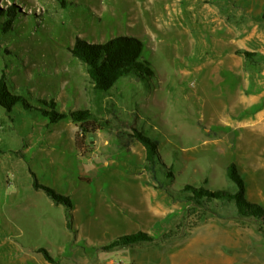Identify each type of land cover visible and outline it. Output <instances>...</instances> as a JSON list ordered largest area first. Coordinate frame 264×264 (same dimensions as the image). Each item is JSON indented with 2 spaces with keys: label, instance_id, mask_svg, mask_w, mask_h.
<instances>
[{
  "label": "rangeland",
  "instance_id": "1",
  "mask_svg": "<svg viewBox=\"0 0 264 264\" xmlns=\"http://www.w3.org/2000/svg\"><path fill=\"white\" fill-rule=\"evenodd\" d=\"M12 6L20 15L11 31L0 28V76L22 94L53 98L61 112L89 109L110 127L83 145L70 118L53 124L21 104L10 112L0 106V264H90L94 253L106 264L100 246L140 230L158 238L157 245L144 249L149 252L144 264H213V235H182L204 214L229 223L237 218L235 205L203 211L182 198V188L234 190L227 177L233 161L246 183L255 185L252 197L264 206V174L256 171L252 156L253 149L261 155L264 147V130L256 126L264 105L255 112L246 109L244 93L251 90L235 71L247 68L237 54L245 55L234 51L228 27L218 28L213 19L220 8L247 9L264 25V0H0L1 8ZM119 34L144 42L154 76H124L109 91L97 92L70 48L77 37L102 42ZM248 62L249 68L264 63L259 56ZM134 128L159 140L157 167L173 174L158 173L176 196L166 192L165 206L175 205L173 229L172 216L157 219L137 201L139 190L132 184L136 177L151 176L143 169L144 146L129 141ZM32 172L72 197L77 234L66 226L64 207L34 189ZM115 195L142 211H123ZM237 219L264 232L259 220ZM41 247L55 263L38 252ZM133 250L108 251L107 264L129 263ZM262 251L259 264H264Z\"/></svg>",
  "mask_w": 264,
  "mask_h": 264
},
{
  "label": "trees",
  "instance_id": "2",
  "mask_svg": "<svg viewBox=\"0 0 264 264\" xmlns=\"http://www.w3.org/2000/svg\"><path fill=\"white\" fill-rule=\"evenodd\" d=\"M18 15H20V12L15 6L8 8L0 7V28L2 31H11ZM144 50V42L137 36L129 34H119L102 42H90L88 39L77 37L70 48L72 55L85 67L93 83L94 90L97 92L109 91L124 76L134 75L140 79L153 78L154 70L151 63L145 59ZM239 52L243 53L248 60H253L259 56L264 61V54L262 53L249 50H239ZM21 91L4 75L0 76L1 107L10 112L16 105L21 104L26 111L39 112L53 124L70 118L78 125L77 138L79 137V141L83 145L86 144L87 140L91 139V136L95 132L102 129L107 130L110 127L109 120L102 119L89 109L61 112L58 109L57 102L53 98L48 99L39 95L34 96L31 93L25 95ZM121 135L124 134L121 133ZM128 135L130 137L129 141H137L145 148L146 163L143 169L151 176L146 181L153 184L157 189L163 190L176 198L174 192H172L174 190H171L158 176L159 172L165 177L173 175L170 170L164 171L157 167V164L160 162L159 140L137 128H134L133 132ZM129 145L127 141L125 144L126 148H129ZM32 175L34 189L42 190L53 203L64 207L66 226L71 232L77 234L78 229L75 227L76 221L73 214L75 204L72 197L41 183L35 172H32ZM227 177L233 183L234 190L210 189L205 186L186 184L181 190V196L195 208L214 213H217L214 209L217 208V205L232 203L235 205V216L237 218L256 219L264 225V206L246 197V181L241 175L237 164L233 161L227 166ZM157 241V236L140 230L134 233L119 235L110 242L102 244L99 249L112 251L120 248L156 243ZM38 252L42 253L46 261L55 263V259L45 247L39 248Z\"/></svg>",
  "mask_w": 264,
  "mask_h": 264
},
{
  "label": "crops",
  "instance_id": "3",
  "mask_svg": "<svg viewBox=\"0 0 264 264\" xmlns=\"http://www.w3.org/2000/svg\"><path fill=\"white\" fill-rule=\"evenodd\" d=\"M173 13L174 12L170 14L171 18L173 17ZM255 17L256 15L253 13V11L247 9L239 11L238 9L232 8H220L213 20L217 23V27H220L222 30L228 27L230 44L233 46L235 52L238 50H249L264 54V25L256 21L257 19ZM136 23V25L139 26L140 23ZM237 55L241 60L246 62L247 68H239L235 71L237 72L238 76H245L246 79L241 85H244L246 90H251L248 93L246 91L244 93L246 94L244 102L247 103L245 107L246 109L255 112L258 109H261V107L264 105V63L258 65L260 66L258 68H249V66H251L253 63L248 62V60L242 54ZM259 101L263 104L256 108ZM259 118L260 122L256 126H260V128L264 130V111L259 113ZM253 150L254 154L252 156L256 171H261V173L264 174V147L261 149V155L258 153L257 149ZM258 157L262 159L260 160ZM136 178L138 180H135L134 184L132 185H135V188L139 190L138 195L140 198L137 201L142 202L145 205V210L150 212L157 219H165L172 216L171 227L173 229L175 224V211L173 209L175 208V205L173 206V209L165 206L166 202L168 201V194L163 190L157 189L153 184L147 182L146 180L139 179L138 177ZM254 187V184L251 183L250 185V183H246V197L249 193L250 197L247 198L252 201H255V199L252 197V195H255L253 189ZM113 199L123 208V211L127 210L128 213H131L132 215H137L140 213V211H142L139 205L129 203L128 199H119L117 195H115ZM172 204H174L173 201ZM124 220L127 221V219ZM224 220H222L220 217L204 214L200 219H198L195 224L196 226L190 229L186 234L184 233L182 238L185 236L190 238L196 234L199 236L204 235L203 238H205V236L210 237L213 235L214 248L216 252H214V256L209 258L210 262L213 264H259L262 261L261 256L259 255V250L264 249V232H261V230L259 231V226L252 223L251 221H242L238 220L237 218H230L229 223H225ZM222 236L223 238H221ZM157 243L158 241L156 243H150L141 246L126 247L131 249V251L134 249L133 251L135 254L132 256L129 263L121 262L123 264H144L148 260L145 258V255L146 253H149L144 249H149L151 245H157ZM168 244L169 241L166 242L165 248L168 246ZM126 248H120V250ZM243 250H246V252L249 251L250 253L245 257H241L237 253H241ZM109 252H104V259H107L106 264L109 260ZM151 253L152 251L150 249V254ZM262 253L264 255V251H262ZM91 254L92 252L89 255ZM101 257H103L101 256V253L92 254L90 264H101ZM112 260L113 259H111L109 262H115Z\"/></svg>",
  "mask_w": 264,
  "mask_h": 264
},
{
  "label": "built area",
  "instance_id": "4",
  "mask_svg": "<svg viewBox=\"0 0 264 264\" xmlns=\"http://www.w3.org/2000/svg\"><path fill=\"white\" fill-rule=\"evenodd\" d=\"M116 264H120V263H116Z\"/></svg>",
  "mask_w": 264,
  "mask_h": 264
}]
</instances>
